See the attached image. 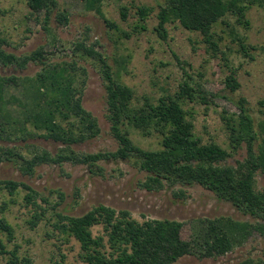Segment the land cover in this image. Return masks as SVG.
<instances>
[{"label": "trees", "instance_id": "16d2710c", "mask_svg": "<svg viewBox=\"0 0 264 264\" xmlns=\"http://www.w3.org/2000/svg\"><path fill=\"white\" fill-rule=\"evenodd\" d=\"M104 0H86V8L105 18ZM32 14L44 13V28L50 30L51 18L59 8L58 0H27ZM264 7V0H165L159 4L155 27L159 37L168 40V24L180 23L189 31L200 32L204 43L214 52L221 54L230 68L226 77V93L212 92L190 72L191 65L176 55L183 70V79L174 92H165L158 99L144 96L138 103L132 87L122 80L124 63L116 70L103 52L97 49L99 43H88V38L74 43L73 58L57 63L49 62L44 46L30 53L17 54L6 46L9 40L0 33V64L26 68L31 62L41 65L35 77L18 78L0 75V118L6 117V89L11 84L23 83L24 101L13 100L23 107L20 116L12 120L22 139L40 137L62 145L56 151L43 150L26 157L17 147H0V166L4 162L16 165L24 174L34 175L39 166L45 164L87 165L96 174H101L104 160H132L148 173L141 186L149 191H161L180 184L195 183L213 191L220 198L230 202L248 219L230 215L191 220L192 235L182 237L184 222L169 218H153L139 221L128 210H116L99 204L83 215H72L59 209L65 194L52 189L59 201L42 195L33 186L14 179H0V189L7 190L13 198L22 188L27 190L25 200L32 205L35 214L30 223L36 226L52 210L55 231L62 238H74L80 244V258L83 264H174L187 254L200 258H217L232 252L254 234L264 236V189L256 185V176L264 174V112L259 120L253 116L249 101L245 97L233 96L241 83L236 68L230 65L229 55L220 42L214 26L228 15L236 17L238 24L249 26L247 12L251 6ZM127 8L123 10L126 17ZM155 7L142 5L137 12L142 23L155 12ZM2 9L0 7V14ZM59 18L69 22L67 13ZM109 26L115 23L106 19ZM229 25V24H228ZM229 34L238 41L245 56L250 55L246 38L234 28ZM218 36V37H217ZM94 61L102 75L107 94V119L111 133L118 141L115 151L78 152L72 147L101 132L97 118L83 105V96L88 80V70L80 60ZM124 62V59H122ZM217 98L230 101L237 113L224 111L222 119L228 132V147L216 141L204 142L195 133L194 104L209 105ZM29 125L33 128L30 129ZM129 127L141 129L146 135L154 131L161 136V148L144 149L130 136ZM246 149L243 160L236 165L227 161L240 149ZM176 197H186L183 188L174 191ZM41 198L51 207L38 203ZM6 208V202L2 209ZM102 225L104 234L95 235L94 226ZM15 240V229L5 218L0 217V255L9 256L10 264H36L30 255H21L19 246L9 247ZM54 264H63L56 261ZM237 264H264V259L247 257Z\"/></svg>", "mask_w": 264, "mask_h": 264}, {"label": "rangeland", "instance_id": "374dc122", "mask_svg": "<svg viewBox=\"0 0 264 264\" xmlns=\"http://www.w3.org/2000/svg\"><path fill=\"white\" fill-rule=\"evenodd\" d=\"M165 0H104L105 18L86 8V0H58L59 8L55 10L50 30L44 28V13L32 14L27 0H0V33L9 40L6 46L17 54L30 53L44 46L51 63L73 58L72 50L78 40L88 38L87 42H98L96 46L106 56L109 64L118 69L120 63L122 80L135 91L138 103L144 96L158 99L165 92H174L183 79V70L176 55L183 62L191 65L190 72L212 92L226 93V77L230 68L221 54L215 55L203 41L200 32L189 31L180 23L168 24L169 38L163 40L155 30L158 24L156 13L159 4ZM148 5L155 7V12L140 25L138 7ZM127 8L126 17L122 13ZM67 13L69 22L61 21L60 13ZM249 26L238 24L236 17L228 15L214 26L218 36L224 37L220 42L229 55L230 65L236 68L240 89L231 94L245 97L249 101L251 112L256 120L264 112V7L254 5L247 12ZM106 19L115 23L109 26ZM229 24V25H228ZM234 28L253 46L247 57L240 49L238 41L232 40L229 31ZM217 36V37H218ZM124 59V62H122ZM88 70V80L83 96L84 107L97 118L101 132L72 148L78 152L115 151L118 141L111 133V124L107 119V94L104 81L97 64L91 59L80 60ZM41 65L31 62L26 68L3 66L0 75L18 78L35 77ZM11 84L6 89L4 119L0 118V147H17L26 157L47 149L58 151L62 145L40 137L21 138L16 123L12 120L20 116L23 109L17 97L24 101L23 83ZM229 93V92H228ZM195 133L204 142L216 141L228 147V132L222 114L224 111L237 113L234 104L224 98H217L209 105L194 104ZM29 128L33 127L29 125ZM133 141L144 149L161 148V136L154 131L146 135L141 129L129 127ZM246 149L242 148L227 161L236 165L243 160ZM101 174L93 173L87 165L45 164L37 168L34 175L24 174L16 165L4 162L0 166V179H14L33 186L42 195L59 201L58 195L50 193L59 189L65 194V200L59 209L72 215H83L99 204L108 205L116 210H128L139 221L153 218H169L184 222L182 237L191 238V220L197 218H214L223 215L238 219H248L230 202L220 198L213 191L200 184L167 187L161 191H149L141 186L148 173L132 160H104ZM256 185L264 189V174L256 176ZM183 188L186 197H176L173 192ZM27 190L20 189L13 198L7 190L0 189V217L5 218L15 229V240L10 248L19 246L21 255H30L36 264H83L80 258V244L74 238H62L55 231L52 210L47 212L36 226L30 221L35 214L34 207L25 200ZM6 202V208L2 209ZM38 203L51 207L40 197ZM95 235L104 234L102 225L94 226ZM247 257L264 259V236L254 234L242 246L217 258H200L194 254L181 257L174 264H237ZM0 264H10L9 256L0 255Z\"/></svg>", "mask_w": 264, "mask_h": 264}]
</instances>
